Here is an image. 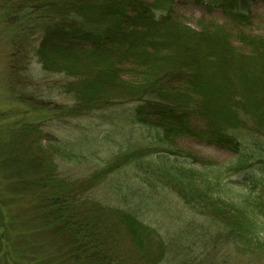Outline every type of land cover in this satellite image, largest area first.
Listing matches in <instances>:
<instances>
[{
    "label": "trees",
    "instance_id": "obj_1",
    "mask_svg": "<svg viewBox=\"0 0 264 264\" xmlns=\"http://www.w3.org/2000/svg\"><path fill=\"white\" fill-rule=\"evenodd\" d=\"M179 1L0 0V12L5 24H16L17 51L27 44L44 72L66 78L60 91L74 105L60 117L134 104L126 117L159 142L201 141L231 153V169L247 174L257 166L253 172L262 170L264 179V37L245 31L250 6L264 0H191L229 24L198 30L175 18ZM49 146L65 158L77 156L66 144ZM39 149L40 157L28 150V163L52 157ZM180 158L126 150L77 180L45 164L39 179L22 184L32 196L31 221L56 241L61 264H264V187L258 207L226 200L213 191L220 187L223 195L229 187L220 176ZM131 163L130 183L110 186L121 205L91 193ZM256 183L248 175L241 182L252 199ZM165 188L192 218L160 233L146 222L145 208Z\"/></svg>",
    "mask_w": 264,
    "mask_h": 264
},
{
    "label": "rangeland",
    "instance_id": "obj_2",
    "mask_svg": "<svg viewBox=\"0 0 264 264\" xmlns=\"http://www.w3.org/2000/svg\"><path fill=\"white\" fill-rule=\"evenodd\" d=\"M249 12L251 25L246 28V33L264 37V3L253 4ZM173 13L180 22L196 30L212 23L229 26L220 13L206 12L194 6L191 0L179 1ZM15 26L5 24L0 12V264H61L62 251L58 252L56 241L47 232H38L39 223L31 221L36 217L32 196L27 188H22L23 183L41 177L39 173L44 171L45 164L52 166L61 178L85 179L103 169L117 153L150 148L152 153H176L180 159L186 158L189 164L205 167L209 174L220 176L221 184L229 187L223 195L220 187L213 191L222 198L260 205L257 197L263 195L259 192L264 187V179L260 173L262 170L253 172L260 167L251 165L247 174L233 170L230 168L231 153L191 138L178 139L172 144L159 142L148 128L134 124L126 117L123 111L134 104L125 103L80 117H60L65 109L74 105L72 97L60 91L66 78L44 72L26 41L23 42L26 44L24 48L22 44L23 49L17 51L13 46L15 42L11 41ZM231 39L238 45L234 33ZM50 142L71 146L77 156L65 158L58 155L50 148ZM39 148L50 152L52 157L44 156L42 165L28 163V150L31 155L40 157ZM146 160H153V155ZM119 166L91 192L113 206L121 204L115 202L117 197L113 196L110 186L130 183V177L136 172L132 163ZM247 175L259 182L260 187L257 183L254 185L258 188L255 199L241 184ZM101 190L108 193L103 194ZM155 200L154 207L145 208L148 211L145 219L160 233L192 218L169 188L159 189Z\"/></svg>",
    "mask_w": 264,
    "mask_h": 264
}]
</instances>
